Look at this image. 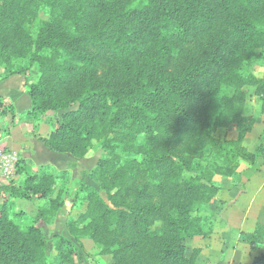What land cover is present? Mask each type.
Segmentation results:
<instances>
[{"label":"trees","instance_id":"1","mask_svg":"<svg viewBox=\"0 0 264 264\" xmlns=\"http://www.w3.org/2000/svg\"><path fill=\"white\" fill-rule=\"evenodd\" d=\"M257 50L264 0H0L2 78H25L29 115H53L49 136L38 138L44 150L75 159L95 146L104 152L92 172L80 171L75 193L86 210L80 226L69 221V237H54L53 252L42 228L50 210L23 229L5 200L42 201L57 177L0 183V264H85L83 239L114 264H197L200 250L187 256L185 241L199 235V211L220 192L212 178L231 177L239 160H264L263 145L242 146L255 123L245 88L264 114V71H246ZM33 66L36 81L26 84ZM14 114L0 96V116ZM221 129L237 139L220 141ZM263 242L257 223L251 250Z\"/></svg>","mask_w":264,"mask_h":264},{"label":"rangeland","instance_id":"2","mask_svg":"<svg viewBox=\"0 0 264 264\" xmlns=\"http://www.w3.org/2000/svg\"><path fill=\"white\" fill-rule=\"evenodd\" d=\"M249 60L246 65L247 73L261 78L264 71V50L255 51ZM2 72L0 69V81L4 80ZM31 74L26 84L36 81L37 66L32 67ZM243 92L246 94L245 114L253 116L255 123L243 139L242 146L247 152L254 153L260 145L264 146V114L261 111V100L254 94V89L245 88ZM3 99L5 103H10ZM11 116L14 120L10 125L0 117V183L19 184L27 175L50 174L57 178L55 192L51 197L34 202L6 197L5 210L8 218L23 229L30 221L29 218H35L39 210H50L47 212L50 213L49 221L42 228L48 240V249L53 252L54 237L58 234L69 237V223L74 222L80 226V217L85 213L86 204L81 203V195L75 193L80 171L92 172L99 159L104 157V152L95 146L85 159L56 154L57 157L50 162L35 163L27 156L35 150L31 142L49 136L52 124L55 123L53 115L47 113L31 116L29 111H25L17 116L15 112ZM215 136L220 141H234L238 133L235 130L221 129ZM6 137L8 142L5 141ZM73 162L77 167L69 170L67 164ZM212 184L218 186L220 192L209 204L201 207L198 214L201 218L200 232L198 236L185 241L186 255L190 256L193 251L200 250L197 264H252L254 258L264 256V242L254 251L250 248L256 224L264 225V160L259 158L254 163L239 160L231 177L216 175L212 178ZM84 185L96 190L105 199L98 182L86 178ZM59 190L63 192L60 196L66 190L69 193L55 213L51 211V201L56 200ZM3 202L4 200L1 201ZM22 216L24 222H18L16 217ZM159 225L160 223L156 224ZM79 247L85 264H114L110 256L102 255L98 247L88 239L81 240Z\"/></svg>","mask_w":264,"mask_h":264},{"label":"crops","instance_id":"3","mask_svg":"<svg viewBox=\"0 0 264 264\" xmlns=\"http://www.w3.org/2000/svg\"><path fill=\"white\" fill-rule=\"evenodd\" d=\"M0 96L14 105L16 116L30 110V100L25 91V78L23 76L15 75L0 81ZM0 117L6 124L8 122L7 125L12 124V121L14 120L11 115ZM6 140L8 142V137H6L5 141ZM31 143L35 150H32L31 152L28 151V155H25L29 156L31 160L33 159L35 163L41 164L47 161L50 162L57 157L56 154L45 151L43 145L39 141Z\"/></svg>","mask_w":264,"mask_h":264}]
</instances>
